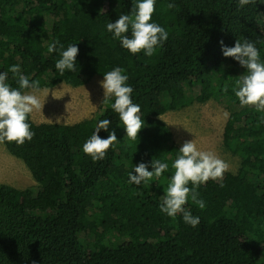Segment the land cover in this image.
Masks as SVG:
<instances>
[{
  "label": "trees",
  "instance_id": "1",
  "mask_svg": "<svg viewBox=\"0 0 264 264\" xmlns=\"http://www.w3.org/2000/svg\"><path fill=\"white\" fill-rule=\"evenodd\" d=\"M134 2L0 0V72H8L10 85L18 87L9 71L13 64L40 89L77 87L122 67L145 123L130 140L111 109L114 99L71 124L36 123L30 115L32 140L2 143L23 161L34 185L0 183V264H264V112L233 97L246 68L223 56L220 43L232 47L247 39L264 61V0L243 7L239 0H155L152 22L169 36L151 57L131 54L106 28L130 14ZM169 3L174 7L166 8ZM56 40L65 49L79 48L76 70L62 76L55 68L59 52H48ZM197 95L230 113L223 146L243 162L222 181L200 185L203 209L188 200L184 207L200 220L192 227L182 214L173 219L159 208L180 148L162 116L189 106ZM101 119L111 123L98 135L107 138L114 130L118 141L104 159L93 161L82 146ZM152 159L168 170L148 183H130L134 167L144 162L151 171ZM84 228L91 234L86 252Z\"/></svg>",
  "mask_w": 264,
  "mask_h": 264
},
{
  "label": "clouds",
  "instance_id": "2",
  "mask_svg": "<svg viewBox=\"0 0 264 264\" xmlns=\"http://www.w3.org/2000/svg\"><path fill=\"white\" fill-rule=\"evenodd\" d=\"M256 0H239V6L243 7ZM174 5L169 3L166 8L171 9ZM155 12V0H135L130 14H121L115 22L106 25L107 31L112 33L113 39L119 40L121 47L135 55L143 51L146 56L151 57L157 48L167 41L169 33L164 27L152 22ZM131 31V36L127 33ZM222 53L225 57H232L246 68V72L235 81L233 91L239 100V104L254 108L257 112H264V61L261 60L260 51L255 44L247 39L241 42L236 40L232 47L225 46L223 41ZM59 52L60 59L55 63V68L62 76L66 70H76V57L79 48L70 44L67 48L59 40L48 45V52ZM9 71L13 73L18 87H13L8 81V72H0V143L15 142L23 145L31 141L34 132L29 123V116L34 111L43 107L40 97L36 94L40 90L39 81L29 80V77L21 72L20 65H11ZM122 67H115L104 73V79L100 84L104 90L102 103H111V109L118 114L119 120L125 128L126 136L130 140H136L139 131L144 127V120L139 113L141 107L132 99L133 88L127 82L129 77ZM31 90L23 91V90ZM111 121L101 119L95 127L90 138H88L82 150L89 155L93 161L102 160L107 151L118 139L115 131L109 132L107 138H101L98 133L101 129L109 130ZM260 123H264L261 118ZM152 170L148 165L139 163L129 173V182L140 185L159 178L169 165L159 159L151 160ZM171 167L175 170L172 174L167 188L164 189L160 211L175 219L182 214L185 223L196 227L200 220L184 206L189 199L201 209L205 202L199 199L198 188L209 180H223L224 173L228 171L229 164L216 155L213 151L201 150L194 140L184 141L179 148V154L173 161ZM191 184V187H189ZM223 187V184H221Z\"/></svg>",
  "mask_w": 264,
  "mask_h": 264
},
{
  "label": "rangeland",
  "instance_id": "3",
  "mask_svg": "<svg viewBox=\"0 0 264 264\" xmlns=\"http://www.w3.org/2000/svg\"><path fill=\"white\" fill-rule=\"evenodd\" d=\"M103 79L104 77L95 76L77 87L61 83L51 88L40 89L36 94L41 102H44L43 107L31 114L32 120L36 123L71 124L91 117L100 110L104 98V90L100 84ZM194 90L200 93V87L197 86ZM233 97H236L235 94ZM162 118L170 127L174 141L180 147L184 141L194 140L198 148L213 151L228 163V171H236L243 162V159L231 154L223 146V132L230 129L233 118L224 106L214 99L197 95L194 103L179 110H169ZM0 183H8L17 188L34 185L30 171L23 161L9 154L2 143H0ZM90 238L91 234L84 228L81 232L82 252H86ZM261 262L264 263V256Z\"/></svg>",
  "mask_w": 264,
  "mask_h": 264
}]
</instances>
